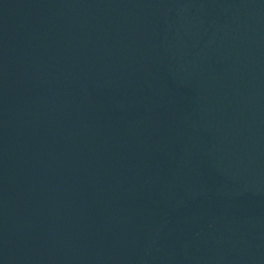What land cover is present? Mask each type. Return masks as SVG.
Returning a JSON list of instances; mask_svg holds the SVG:
<instances>
[{"label": "water", "instance_id": "obj_1", "mask_svg": "<svg viewBox=\"0 0 264 264\" xmlns=\"http://www.w3.org/2000/svg\"><path fill=\"white\" fill-rule=\"evenodd\" d=\"M0 264H264V0H0Z\"/></svg>", "mask_w": 264, "mask_h": 264}]
</instances>
